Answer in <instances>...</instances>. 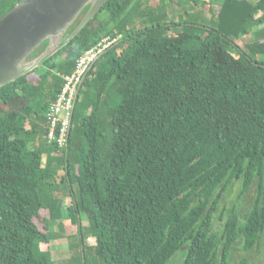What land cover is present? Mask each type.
I'll return each instance as SVG.
<instances>
[{"label":"trees","instance_id":"1","mask_svg":"<svg viewBox=\"0 0 264 264\" xmlns=\"http://www.w3.org/2000/svg\"><path fill=\"white\" fill-rule=\"evenodd\" d=\"M117 34L58 146L64 76ZM63 232L61 264H249L236 248L264 264V0H107L0 86V264H56Z\"/></svg>","mask_w":264,"mask_h":264},{"label":"water","instance_id":"2","mask_svg":"<svg viewBox=\"0 0 264 264\" xmlns=\"http://www.w3.org/2000/svg\"><path fill=\"white\" fill-rule=\"evenodd\" d=\"M106 1L19 0L0 17V86L32 71L70 41Z\"/></svg>","mask_w":264,"mask_h":264},{"label":"built area","instance_id":"3","mask_svg":"<svg viewBox=\"0 0 264 264\" xmlns=\"http://www.w3.org/2000/svg\"><path fill=\"white\" fill-rule=\"evenodd\" d=\"M119 37L120 34L103 36L77 58L74 69L64 76V83L47 111L50 120L47 137L49 140L56 141L58 146H62L66 142L73 101L79 84L97 57L116 42Z\"/></svg>","mask_w":264,"mask_h":264},{"label":"rangeland","instance_id":"4","mask_svg":"<svg viewBox=\"0 0 264 264\" xmlns=\"http://www.w3.org/2000/svg\"><path fill=\"white\" fill-rule=\"evenodd\" d=\"M191 8H192L191 6H188V7H186V10L189 11L190 13H193V9H191ZM234 195H235L234 192H230V193H228L226 198L232 199V197H235ZM247 195H248V193L246 194V196ZM65 198H64V202L68 203V201H67L68 197L65 196ZM245 200H246V198H244V201ZM247 205H248V203L245 201L243 204V209L245 207H247ZM53 230L58 231V230H56L55 227L53 228ZM64 231L66 232V230H64ZM68 231H69V229H68ZM65 232H63V234H61V236L56 233L57 237L52 238L50 241V243H51L50 244V251L52 254V258L56 262V264H61V260H63L64 258H67L69 256L70 250H69L68 241L64 235ZM182 252H183L182 250L178 251L175 256L181 255ZM241 257H246L248 259L249 264H261L262 263L261 249H259V250L253 249L250 252H245V251H242L238 248L234 249L233 254H232L233 260H237ZM175 260H177V259H175Z\"/></svg>","mask_w":264,"mask_h":264}]
</instances>
